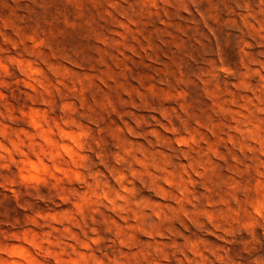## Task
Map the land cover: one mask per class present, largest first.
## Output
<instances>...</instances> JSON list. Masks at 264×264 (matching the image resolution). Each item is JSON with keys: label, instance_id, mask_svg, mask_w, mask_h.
<instances>
[{"label": "rangeland", "instance_id": "obj_1", "mask_svg": "<svg viewBox=\"0 0 264 264\" xmlns=\"http://www.w3.org/2000/svg\"><path fill=\"white\" fill-rule=\"evenodd\" d=\"M0 264H264V0H0Z\"/></svg>", "mask_w": 264, "mask_h": 264}]
</instances>
